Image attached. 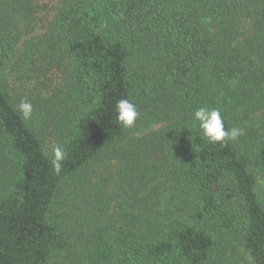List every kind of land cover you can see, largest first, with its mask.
Segmentation results:
<instances>
[{"label": "trees", "instance_id": "trees-1", "mask_svg": "<svg viewBox=\"0 0 264 264\" xmlns=\"http://www.w3.org/2000/svg\"><path fill=\"white\" fill-rule=\"evenodd\" d=\"M35 7L0 0V264H228L238 248L264 264V0H60L19 47ZM125 98L131 129L115 119ZM200 106L258 126L208 143ZM167 185L189 211L165 225Z\"/></svg>", "mask_w": 264, "mask_h": 264}, {"label": "rangeland", "instance_id": "rangeland-1", "mask_svg": "<svg viewBox=\"0 0 264 264\" xmlns=\"http://www.w3.org/2000/svg\"><path fill=\"white\" fill-rule=\"evenodd\" d=\"M36 7L32 8L25 20L20 23L21 41L19 47L24 48L25 44L40 36H43L47 30L48 24L53 20L59 10L60 0H35ZM11 75V74H10ZM11 82L14 84L13 75L10 76ZM23 81H19L17 85L22 87ZM29 87V85H27ZM31 86V84H30ZM259 114L253 120L240 122L237 127L244 130V134L252 131L258 126ZM243 134V135H244ZM241 140V136L237 141ZM168 187L164 186L153 193V212L154 216L160 218L165 225L173 224L183 220L188 216L189 204L183 202L179 196ZM166 187V188H165ZM257 191L264 201V174L257 175ZM61 256L53 259V264H61ZM228 264H252L250 257L241 248L233 251L228 256Z\"/></svg>", "mask_w": 264, "mask_h": 264}, {"label": "clouds", "instance_id": "clouds-1", "mask_svg": "<svg viewBox=\"0 0 264 264\" xmlns=\"http://www.w3.org/2000/svg\"><path fill=\"white\" fill-rule=\"evenodd\" d=\"M16 110L24 121L32 119L34 108L31 101L21 99L16 105ZM114 111L116 113V121L126 129L133 128L141 115L137 105L126 98L116 102ZM192 125L196 127L208 143H219L221 146L229 141L238 140L244 134V130L240 127L233 126L226 128L221 110L216 107L200 106L196 108L193 113ZM51 153L52 168L56 174H60L63 162L67 157L65 148L60 144H54Z\"/></svg>", "mask_w": 264, "mask_h": 264}]
</instances>
